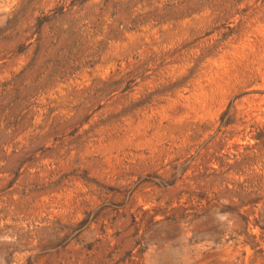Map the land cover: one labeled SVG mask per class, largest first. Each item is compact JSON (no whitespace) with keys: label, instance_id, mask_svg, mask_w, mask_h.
Listing matches in <instances>:
<instances>
[{"label":"rangeland","instance_id":"rangeland-1","mask_svg":"<svg viewBox=\"0 0 264 264\" xmlns=\"http://www.w3.org/2000/svg\"><path fill=\"white\" fill-rule=\"evenodd\" d=\"M0 264H264V0H0Z\"/></svg>","mask_w":264,"mask_h":264}]
</instances>
